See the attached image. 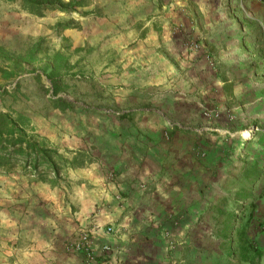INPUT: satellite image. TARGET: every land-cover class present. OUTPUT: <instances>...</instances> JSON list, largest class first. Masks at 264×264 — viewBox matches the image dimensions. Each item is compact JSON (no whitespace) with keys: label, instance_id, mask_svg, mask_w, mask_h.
Returning <instances> with one entry per match:
<instances>
[{"label":"crops","instance_id":"obj_1","mask_svg":"<svg viewBox=\"0 0 264 264\" xmlns=\"http://www.w3.org/2000/svg\"><path fill=\"white\" fill-rule=\"evenodd\" d=\"M191 1L178 0L190 8L176 28L148 23L144 37L130 28L148 20L149 0L128 7L133 32L113 37L129 68L114 129L70 138L93 161L25 197L21 230H7L21 244L17 264H84L67 249L82 229H92L95 264H215L214 246L201 253V218L216 187V139L264 117V0ZM207 111L219 115L213 124Z\"/></svg>","mask_w":264,"mask_h":264},{"label":"rangeland","instance_id":"obj_2","mask_svg":"<svg viewBox=\"0 0 264 264\" xmlns=\"http://www.w3.org/2000/svg\"><path fill=\"white\" fill-rule=\"evenodd\" d=\"M134 1L63 0L69 12L37 18L19 4L0 0V112L20 119V125L33 130L37 143L58 156L71 162L84 153L85 162L93 161L88 152L70 150L67 141L81 133L94 137L114 129V119L121 112L115 102L129 82V68L128 49L118 47L113 37L133 31L144 37L149 28L161 33L173 24L174 16L190 8L178 0H149L144 9L148 20L139 21L130 31L135 21L128 7ZM199 47L196 40L190 44L192 50ZM49 68L59 83L57 93L45 75ZM60 99L72 107L57 108L54 102ZM205 116L212 124L219 118L208 111ZM230 125L232 134H220L215 143L218 153L210 177L216 187L201 218L209 230L199 240L201 253L206 256L207 248L214 246L210 260L214 258L215 264H244L237 248L242 236L248 248L262 254L251 255L250 264H264V117ZM15 161L12 167H0V264H17L22 258L21 244L7 239L11 238L7 230H21L25 197H31L33 186L60 187L76 170L69 168L57 177L47 166L37 168L23 156ZM247 195V209L235 214L239 200Z\"/></svg>","mask_w":264,"mask_h":264},{"label":"trees","instance_id":"obj_3","mask_svg":"<svg viewBox=\"0 0 264 264\" xmlns=\"http://www.w3.org/2000/svg\"><path fill=\"white\" fill-rule=\"evenodd\" d=\"M9 3L19 4L21 9L37 18H44L48 13L54 11H63L69 12L68 6L63 3V0H5ZM45 75L48 76L52 82L53 87L55 88V93L58 92L59 83L56 80L55 71L52 68H49L45 72ZM57 108L62 109L63 111L72 107V103L66 102L62 99L54 102ZM20 119H15L12 115L8 113L0 112V167H9L15 164V159L20 156H23L27 159L28 163L35 164V167L47 166L52 172H54L57 177L64 171L69 168L78 169L81 168L87 163L85 162V154L79 153L76 157L70 162L54 152L48 150L45 146H41L36 141V137L32 134L33 130H29L28 127L20 125ZM43 143H46L43 141ZM56 159V160H54ZM249 200V195L242 196L239 200L241 205L238 210L235 212L237 214L239 211L243 212L247 209V203ZM234 227L231 229L233 230ZM241 236V235H240ZM238 245V254L241 259V263L250 264L252 263L251 255L254 257L261 256V252L252 247L246 246L243 243V237ZM243 243V244H242Z\"/></svg>","mask_w":264,"mask_h":264},{"label":"built area","instance_id":"obj_4","mask_svg":"<svg viewBox=\"0 0 264 264\" xmlns=\"http://www.w3.org/2000/svg\"><path fill=\"white\" fill-rule=\"evenodd\" d=\"M92 229H82L79 234L77 241L67 247L69 252L79 255L84 264H95L98 257L93 249V241H92ZM113 228L109 227L107 229L108 233L113 232ZM103 252L105 254L111 253V248L106 246L103 248Z\"/></svg>","mask_w":264,"mask_h":264},{"label":"bare ground","instance_id":"obj_5","mask_svg":"<svg viewBox=\"0 0 264 264\" xmlns=\"http://www.w3.org/2000/svg\"><path fill=\"white\" fill-rule=\"evenodd\" d=\"M249 134H250V133H246L245 137H246V136L248 137Z\"/></svg>","mask_w":264,"mask_h":264}]
</instances>
